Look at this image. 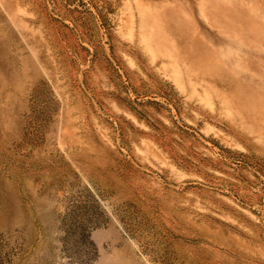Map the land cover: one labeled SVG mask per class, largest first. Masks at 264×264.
<instances>
[{
    "label": "rangeland",
    "instance_id": "1",
    "mask_svg": "<svg viewBox=\"0 0 264 264\" xmlns=\"http://www.w3.org/2000/svg\"><path fill=\"white\" fill-rule=\"evenodd\" d=\"M0 264H264V0H0Z\"/></svg>",
    "mask_w": 264,
    "mask_h": 264
}]
</instances>
